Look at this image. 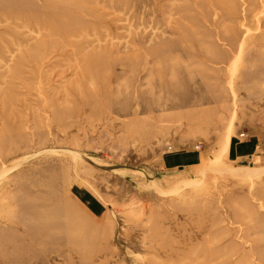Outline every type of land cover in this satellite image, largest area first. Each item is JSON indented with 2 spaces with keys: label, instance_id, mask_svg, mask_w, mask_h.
<instances>
[{
  "label": "rangeland",
  "instance_id": "1",
  "mask_svg": "<svg viewBox=\"0 0 264 264\" xmlns=\"http://www.w3.org/2000/svg\"><path fill=\"white\" fill-rule=\"evenodd\" d=\"M0 264H264V0H0Z\"/></svg>",
  "mask_w": 264,
  "mask_h": 264
},
{
  "label": "crops",
  "instance_id": "2",
  "mask_svg": "<svg viewBox=\"0 0 264 264\" xmlns=\"http://www.w3.org/2000/svg\"><path fill=\"white\" fill-rule=\"evenodd\" d=\"M249 144L246 143L244 145H240L239 147H233L229 153L232 157H234L235 159H239V158H242V157H245V156H249L251 151L248 150V147ZM178 163H172V164H169L170 166H174V165H177Z\"/></svg>",
  "mask_w": 264,
  "mask_h": 264
},
{
  "label": "bare ground",
  "instance_id": "3",
  "mask_svg": "<svg viewBox=\"0 0 264 264\" xmlns=\"http://www.w3.org/2000/svg\"><path fill=\"white\" fill-rule=\"evenodd\" d=\"M28 237H29L28 235H25V236L20 237V238H22L21 241L24 243L25 241H28V240H29ZM30 240H31V239H30Z\"/></svg>",
  "mask_w": 264,
  "mask_h": 264
}]
</instances>
